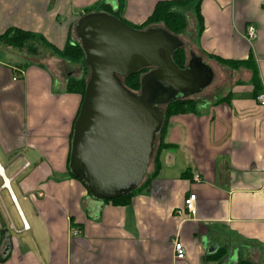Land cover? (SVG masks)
Here are the masks:
<instances>
[{
    "label": "crops",
    "instance_id": "obj_1",
    "mask_svg": "<svg viewBox=\"0 0 264 264\" xmlns=\"http://www.w3.org/2000/svg\"><path fill=\"white\" fill-rule=\"evenodd\" d=\"M159 1L175 0H125L120 17L139 25ZM101 4L116 9L115 0H0V264H264V106L251 80L254 70L264 94V0L189 5L195 52L186 66L193 54L210 84L216 66H239L224 95L167 120L158 167L121 206L72 175L80 97L66 83L77 77L53 50L76 41L77 21ZM14 30L33 35L34 51L3 42ZM189 194L196 215L180 216Z\"/></svg>",
    "mask_w": 264,
    "mask_h": 264
},
{
    "label": "water",
    "instance_id": "obj_2",
    "mask_svg": "<svg viewBox=\"0 0 264 264\" xmlns=\"http://www.w3.org/2000/svg\"><path fill=\"white\" fill-rule=\"evenodd\" d=\"M74 31L90 76L73 126L71 172L104 201L142 184L164 120L158 107L200 92L212 73L193 54L179 69L172 55L182 43L162 28L139 31L98 12L80 17ZM142 69L150 71L136 95L121 78Z\"/></svg>",
    "mask_w": 264,
    "mask_h": 264
},
{
    "label": "trees",
    "instance_id": "obj_3",
    "mask_svg": "<svg viewBox=\"0 0 264 264\" xmlns=\"http://www.w3.org/2000/svg\"><path fill=\"white\" fill-rule=\"evenodd\" d=\"M192 2H194V0L159 1L154 6L151 14L147 17V19L139 25H130L121 19L120 12L124 6L125 0H115V7H116L115 11H113L111 8L107 7L106 5L101 4L94 8L87 9L85 11V15L89 13H98V12L107 13L119 19L124 24L136 30H139V31H144V29L145 30L150 29L155 24H163V27L165 28V30L171 35L175 36L176 33L184 30V27L186 25V18H185L184 13H182L181 7L183 10H187V8L190 7L189 5H191ZM197 18L199 19L198 15H197ZM33 39L34 37L30 33L19 31V30H14V31L3 34V42L9 46L18 48L17 50L26 49V51H29V52L34 51L35 47L33 46L34 44ZM181 48L182 47L175 50V52L172 55V60L179 69L185 68V62L181 54ZM53 50L57 56L63 58L66 62L71 63V64L79 63L81 67H83L84 69L82 77H79V78L70 77L67 79V83H66V91L69 93L77 94L80 97L79 108L77 110V113L75 115V118L72 124V132H71V139H72L73 126L78 117L80 107L83 101L86 84L90 76V67L85 59V54L81 48L79 40L73 41L69 39L63 49L61 50L53 49ZM216 60L220 61L221 63L223 62L221 59H216ZM224 62H227V61H224ZM231 64L233 65V67L239 66L236 63H231ZM146 70L147 69H142L134 73L133 75L121 78L122 81H125L123 82V86L133 94H136V91L140 92L141 79L145 75L144 74L142 76L141 74L145 72ZM251 80L254 85V94L256 96L259 93L260 85H259L257 73L254 70H252ZM165 106L167 107L163 112V117H164L163 124L160 130L156 133V136L162 133V131L166 127L167 120L171 116L193 112L195 103L193 102V100L184 99V100L171 101L170 103L165 104ZM161 146L167 147L166 144L161 145ZM160 149L158 148L157 151L159 152ZM69 155L71 156V149H70ZM157 167L158 165H157V158H156L154 168L156 169ZM156 173L157 172L155 171L154 173H152V175H155ZM148 178L149 177L146 172V179ZM145 182L142 183L135 191L129 194H126L124 196H121V197L106 199L104 200V203L110 202L113 205H119V206L126 204L129 201L130 197L133 194H135L141 188V186L145 184ZM241 264H245V263H241Z\"/></svg>",
    "mask_w": 264,
    "mask_h": 264
},
{
    "label": "rangeland",
    "instance_id": "obj_4",
    "mask_svg": "<svg viewBox=\"0 0 264 264\" xmlns=\"http://www.w3.org/2000/svg\"><path fill=\"white\" fill-rule=\"evenodd\" d=\"M181 10H182V13H184V15H185L186 25L184 27V30H182L181 32L176 33L175 36L180 41H182V43H183V47L181 48V54H182V57L184 59L185 66H186V64L188 62V58H189V53L190 52H195V51H194V47H193V37H192V33H191V31H192L191 30L192 22H191L190 14H187V12H185L186 10H183L182 7H181ZM151 28H162V29L165 30V28L163 27V24H155ZM68 64H69V69L68 70L70 72H72V74H74L77 78L83 76L84 69H83V67H81V65L79 63H76V64L68 63ZM235 68L236 67L216 66L214 68L216 70L214 72V78H213V81L210 84V86H208L198 96L195 95V96L190 97V100H193V102L196 103L198 101V99H201V98H206V99L208 98L209 100H213L216 97H221L219 95H224L225 90L230 86V84L233 81V78L231 77V75H229V73H230L229 71H231V70H233ZM148 71L149 70L147 69L141 75L143 76ZM121 82L123 84V82H125V81L121 80ZM136 94L139 95L140 92L136 91ZM166 107L167 106H165V105H161L158 108H159V110L161 112H164ZM161 136H162V133L155 137V140H154V143H153V152H152L151 160H150V163H149V166H148V169H147L148 170L147 173L148 172L150 173L152 171V169L154 168L155 160H156L157 155H158L157 154L158 148L159 149L160 148H165V147L161 146V145H165L163 143V141L160 139ZM192 180H193V178H192Z\"/></svg>",
    "mask_w": 264,
    "mask_h": 264
},
{
    "label": "built area",
    "instance_id": "obj_5",
    "mask_svg": "<svg viewBox=\"0 0 264 264\" xmlns=\"http://www.w3.org/2000/svg\"><path fill=\"white\" fill-rule=\"evenodd\" d=\"M245 38L247 40H253L256 38V30L255 27L252 25H248L246 28ZM256 102L264 106V94H257L255 96ZM193 181L195 183H198L200 181V178L197 174H194ZM179 215H183V213H187L189 216L194 217L196 215V207H195V195L189 194L187 197L183 200V207L178 211ZM173 256L175 260H183L186 256V251L183 245L178 242L177 240L173 241Z\"/></svg>",
    "mask_w": 264,
    "mask_h": 264
},
{
    "label": "flooded vegetation",
    "instance_id": "obj_6",
    "mask_svg": "<svg viewBox=\"0 0 264 264\" xmlns=\"http://www.w3.org/2000/svg\"><path fill=\"white\" fill-rule=\"evenodd\" d=\"M149 71H150V70H149ZM149 71H148V72H149ZM148 72H147V73H148ZM147 73H146V74H147Z\"/></svg>",
    "mask_w": 264,
    "mask_h": 264
}]
</instances>
